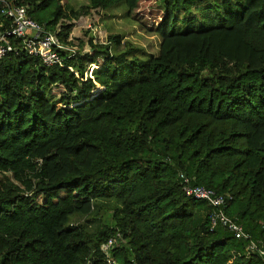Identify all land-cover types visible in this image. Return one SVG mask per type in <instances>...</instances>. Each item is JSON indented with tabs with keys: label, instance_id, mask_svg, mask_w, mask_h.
<instances>
[{
	"label": "trees",
	"instance_id": "1",
	"mask_svg": "<svg viewBox=\"0 0 264 264\" xmlns=\"http://www.w3.org/2000/svg\"><path fill=\"white\" fill-rule=\"evenodd\" d=\"M10 1L71 46L73 20L123 8L158 50L111 34L64 67L20 49L0 61V264H105L118 232L120 264H264L249 239L211 230L179 178L226 196L264 242V0H160L152 27L142 0Z\"/></svg>",
	"mask_w": 264,
	"mask_h": 264
},
{
	"label": "built area",
	"instance_id": "2",
	"mask_svg": "<svg viewBox=\"0 0 264 264\" xmlns=\"http://www.w3.org/2000/svg\"><path fill=\"white\" fill-rule=\"evenodd\" d=\"M0 13L11 22L8 30L0 32V61L9 53L20 49L29 55L39 57L48 67H64L66 58L76 55V47L61 41L58 33L46 31L42 25L29 16L27 6L10 0H0ZM13 40L14 42L18 40L19 45L14 44ZM179 178L187 195L203 200L211 207V230L222 225L237 238L249 239L248 249L264 261V242L250 239L244 228L226 214V196L218 194L211 188L194 185L193 179L185 173H180ZM121 237L118 232L101 245L105 264H120L114 256V250Z\"/></svg>",
	"mask_w": 264,
	"mask_h": 264
},
{
	"label": "rangeland",
	"instance_id": "3",
	"mask_svg": "<svg viewBox=\"0 0 264 264\" xmlns=\"http://www.w3.org/2000/svg\"><path fill=\"white\" fill-rule=\"evenodd\" d=\"M62 3L68 10H77L81 6L88 4V0H62ZM162 11L160 0H142L134 15L145 25L152 27L160 21ZM124 14L125 10L123 8L109 11L95 10L89 15L73 20L72 22L75 25L70 34L73 46L78 51L86 53L90 51L89 41L91 38H93L94 42L106 43L109 35L120 34L124 36L125 41H130L133 45L144 50L146 54H156L158 50L157 38L142 31L136 22L124 17ZM65 22L71 23L69 20H65ZM98 67L95 64L90 65L88 75L90 76L92 71ZM62 90V87H56L53 94L57 97ZM101 90L102 87L97 85L94 92ZM61 194H65V192L62 191ZM78 220L84 221L85 219L81 217ZM93 224L95 225V222Z\"/></svg>",
	"mask_w": 264,
	"mask_h": 264
}]
</instances>
